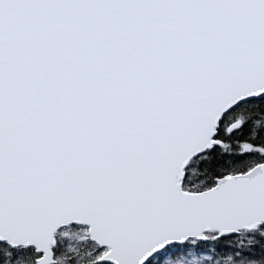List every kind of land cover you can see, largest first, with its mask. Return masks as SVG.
<instances>
[{
	"label": "snow or ice",
	"instance_id": "snow-or-ice-1",
	"mask_svg": "<svg viewBox=\"0 0 264 264\" xmlns=\"http://www.w3.org/2000/svg\"><path fill=\"white\" fill-rule=\"evenodd\" d=\"M0 264H264V0H0Z\"/></svg>",
	"mask_w": 264,
	"mask_h": 264
}]
</instances>
